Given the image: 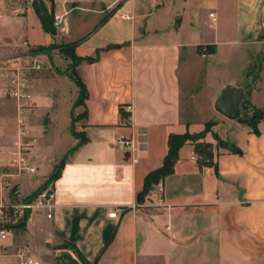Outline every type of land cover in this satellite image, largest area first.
Returning <instances> with one entry per match:
<instances>
[{
    "label": "crops",
    "instance_id": "1",
    "mask_svg": "<svg viewBox=\"0 0 264 264\" xmlns=\"http://www.w3.org/2000/svg\"><path fill=\"white\" fill-rule=\"evenodd\" d=\"M41 1L52 14L69 11L65 31L47 32L33 2L0 0V57L76 43L78 57L99 58L76 67L88 92L81 105L69 75H38L33 108L20 116L0 78V146L8 156L22 117L37 140L32 158L40 172L21 195L15 179L22 174L2 169L0 201L21 200L46 183L80 143L74 118L88 141L69 153L52 183L53 217L34 211L24 229H9L0 264H84L72 245L95 264H264V117L256 133L214 106L233 84L245 88L242 114L264 112V0ZM200 46L211 51L202 56ZM65 91L73 93L65 104L70 117L62 120L70 135L57 152L52 137ZM209 121L216 124L208 141L216 144V133L242 153L216 147L217 173L200 167L187 142L174 173L140 201L146 176L163 165L170 134L200 132ZM118 137L132 146L118 147Z\"/></svg>",
    "mask_w": 264,
    "mask_h": 264
},
{
    "label": "built area",
    "instance_id": "2",
    "mask_svg": "<svg viewBox=\"0 0 264 264\" xmlns=\"http://www.w3.org/2000/svg\"><path fill=\"white\" fill-rule=\"evenodd\" d=\"M35 2V0H26ZM69 11H58L53 13V24L57 31H65L67 24V16ZM212 22L216 21V14L210 13ZM202 56H206L207 49L203 47ZM42 53L24 52L9 56L0 57V75L8 81V94L16 102L20 116L27 114L33 108V74L46 67ZM131 111V106L125 108ZM131 120L130 114L126 117V121ZM19 136L13 141L11 148L9 167L14 168L19 174L37 173L38 167L34 164L32 151L36 144V138L28 134V126L24 123L23 118L20 119ZM118 147L129 149L132 146V139L118 137L115 141ZM138 158L135 157L133 162L136 163ZM3 186H9V182H3ZM56 193L52 184L41 191L32 202H4L0 201V240H6L10 234V230L6 227L8 224L18 223L27 211L30 216L34 211H45L49 218L53 217L56 207ZM29 216V218H30ZM110 217H116L117 212L109 213ZM29 221V219H28ZM27 221V222H28ZM23 253L20 254L22 256ZM33 260L29 259L26 264H32Z\"/></svg>",
    "mask_w": 264,
    "mask_h": 264
},
{
    "label": "trees",
    "instance_id": "3",
    "mask_svg": "<svg viewBox=\"0 0 264 264\" xmlns=\"http://www.w3.org/2000/svg\"><path fill=\"white\" fill-rule=\"evenodd\" d=\"M35 9L40 16V19L42 21L44 29L49 33H55L57 30L54 27L53 24V14L51 11L48 10L46 5L41 0H35L34 2ZM103 22V21H102ZM75 46L76 43H69V44H63V45H47V46H40L34 49H31V52H39V53H45L48 54L50 58H52V50L55 48H60L61 53L66 57L70 58L71 63V74L69 75L70 78L77 84V86L80 89V95L78 100L76 101V105L84 104L85 99L87 98V87L86 84L83 82V80L79 77L76 67L80 65L83 62H95L98 60L99 56L96 57H78L75 54ZM203 46L199 47V50L202 51ZM207 50L211 51V47L207 46ZM244 115V119L241 120L242 122L248 123L253 127V130L256 133H259L257 124L258 122L264 117V112L259 110L256 111L253 115L248 116L246 114ZM73 123L75 124V118L73 120ZM74 124L72 125V133L74 136L80 139V143L77 147L72 148L70 150V154L73 153L79 146L85 144L88 141V138L84 135L83 132H78L75 129ZM216 124L215 121H209L205 124V127L200 132L191 133L189 131L185 133H172L170 134L168 138V152L164 158L163 165L156 170H153L146 176L145 180V187L144 190L138 195L139 200H143V197L149 192L152 186L160 183L163 181L168 175H171L175 171V164L179 157V151L181 147L186 144L187 142L193 143L195 146V150L198 154V163L200 167L209 166L214 167L216 172H219L218 168V160L217 156L218 153L215 152L216 147L218 148H228L231 151L235 153H242L240 149H238L235 146H232L222 140L218 134L213 133V137L216 140V144L213 142H210L206 139V136L209 132H212L213 126ZM68 155L65 156V158L56 166L55 171L51 176L48 178L46 183L30 194L29 196L24 197L23 199H14L12 202H32L38 194L43 191L45 188H47L50 184L54 183L55 180L59 177L62 167L65 163V160L67 159ZM30 216V211L26 212V215L24 218H22L18 223L16 224H8L6 227L9 229H24L27 225V221ZM72 248L75 250L78 257L84 262V264H95L90 262L80 251L79 249L72 245Z\"/></svg>",
    "mask_w": 264,
    "mask_h": 264
},
{
    "label": "rangeland",
    "instance_id": "4",
    "mask_svg": "<svg viewBox=\"0 0 264 264\" xmlns=\"http://www.w3.org/2000/svg\"><path fill=\"white\" fill-rule=\"evenodd\" d=\"M43 60L46 62L47 67L42 69V70H40V71L35 72L33 74V80L38 75H40V76H45V75L62 76L64 74L70 75L71 72H72L71 68H70L71 63H72L71 59L70 58H66L64 55H62L59 52H56L52 56L51 59H46V60L43 59ZM260 63H261V60L259 59L257 61V64L259 65ZM0 78L6 79L3 74L0 75ZM69 82H73V81H70L68 79L66 81V84H68ZM8 85H7V87H8ZM65 92H67V93H65V95H63V97H62V101H61V104H60V107H59V112H58L59 117L61 118V121L59 120L60 124H58L57 129L55 130V132L53 134V137H52L53 145L55 146L57 152L62 151V149L68 144V139H69L68 136L70 135V134L68 135V133H66V131L64 130V126L65 125H64V123H62V120L65 119L66 117H68V118L70 117V113L68 112V110H66V105L65 104H67V101L69 99L68 96L72 97L73 93H70L68 95L69 91H65ZM7 96H8V98L12 99L9 96L8 91H7ZM67 106H68V104H67ZM1 125H2V128H1V132H2V131L5 130V126H4V124H1ZM12 144H13V142H12ZM12 144H11V148H12ZM10 152H11V149L9 151V155L7 156L6 153L4 152V150L0 146V174H2V169H4L5 171L6 170L8 171V168H12V167H9V165H8V162L10 161L9 159H10V156H11ZM13 170H15V169L13 168ZM8 172H10V171H8ZM39 178H40V172H37V173H35L33 175L24 173V174H22V176L20 178L15 179V180H20L22 182V189H21V192H20L21 195H25V193L27 191L31 190L32 189V185H33L32 182H34L36 179H39ZM2 179H1V181L5 182V181L8 180V177H3ZM6 187L8 188V191L10 190L9 192L13 191V189H11L10 185L6 186Z\"/></svg>",
    "mask_w": 264,
    "mask_h": 264
},
{
    "label": "water",
    "instance_id": "5",
    "mask_svg": "<svg viewBox=\"0 0 264 264\" xmlns=\"http://www.w3.org/2000/svg\"><path fill=\"white\" fill-rule=\"evenodd\" d=\"M244 95V87L227 84L215 100V109L228 119L243 120L244 115L241 112V102Z\"/></svg>",
    "mask_w": 264,
    "mask_h": 264
}]
</instances>
